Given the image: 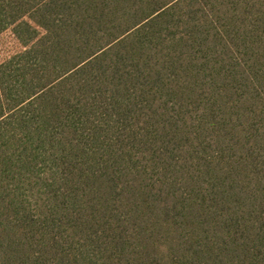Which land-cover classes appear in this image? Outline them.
Wrapping results in <instances>:
<instances>
[{"label":"trees","instance_id":"obj_1","mask_svg":"<svg viewBox=\"0 0 264 264\" xmlns=\"http://www.w3.org/2000/svg\"><path fill=\"white\" fill-rule=\"evenodd\" d=\"M0 264H264V0H0Z\"/></svg>","mask_w":264,"mask_h":264},{"label":"rangeland","instance_id":"obj_2","mask_svg":"<svg viewBox=\"0 0 264 264\" xmlns=\"http://www.w3.org/2000/svg\"><path fill=\"white\" fill-rule=\"evenodd\" d=\"M20 50L22 46L11 31L0 36V64Z\"/></svg>","mask_w":264,"mask_h":264}]
</instances>
